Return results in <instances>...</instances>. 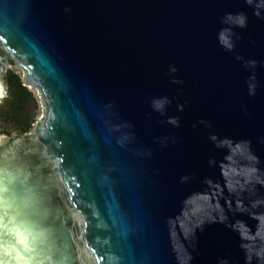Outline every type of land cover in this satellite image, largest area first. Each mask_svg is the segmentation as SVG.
Segmentation results:
<instances>
[{
	"label": "water",
	"instance_id": "obj_1",
	"mask_svg": "<svg viewBox=\"0 0 264 264\" xmlns=\"http://www.w3.org/2000/svg\"><path fill=\"white\" fill-rule=\"evenodd\" d=\"M13 67L0 264H264V0H0Z\"/></svg>",
	"mask_w": 264,
	"mask_h": 264
},
{
	"label": "trees",
	"instance_id": "obj_2",
	"mask_svg": "<svg viewBox=\"0 0 264 264\" xmlns=\"http://www.w3.org/2000/svg\"><path fill=\"white\" fill-rule=\"evenodd\" d=\"M8 95L0 103V136L24 135L34 130L36 112H30L34 92L19 69L7 68Z\"/></svg>",
	"mask_w": 264,
	"mask_h": 264
},
{
	"label": "rangeland",
	"instance_id": "obj_3",
	"mask_svg": "<svg viewBox=\"0 0 264 264\" xmlns=\"http://www.w3.org/2000/svg\"><path fill=\"white\" fill-rule=\"evenodd\" d=\"M12 69H15V67H13ZM19 72H21V74L23 75V78H24L25 72L23 70H20V69H19ZM27 86L30 90H32L34 92V100H35V105H36V111L38 114V119H41L42 115H43V105H42L43 99L40 95V91H39V89H37L35 87L29 86V85H27Z\"/></svg>",
	"mask_w": 264,
	"mask_h": 264
},
{
	"label": "flooded vegetation",
	"instance_id": "obj_4",
	"mask_svg": "<svg viewBox=\"0 0 264 264\" xmlns=\"http://www.w3.org/2000/svg\"><path fill=\"white\" fill-rule=\"evenodd\" d=\"M1 103V102H0ZM13 136V135H12Z\"/></svg>",
	"mask_w": 264,
	"mask_h": 264
}]
</instances>
